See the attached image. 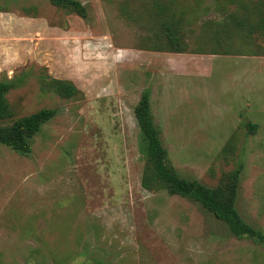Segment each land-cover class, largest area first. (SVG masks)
<instances>
[{"label":"rangeland","instance_id":"374dc122","mask_svg":"<svg viewBox=\"0 0 264 264\" xmlns=\"http://www.w3.org/2000/svg\"><path fill=\"white\" fill-rule=\"evenodd\" d=\"M80 1L87 18L48 0H0V80L28 72L6 95L15 117L56 109L28 155L0 144V264H264V244L141 185L133 112L149 88L183 177L214 186L241 164L236 207L264 230V55L190 52L202 48L203 23L214 29L221 18L214 0L183 26L182 53L141 48V0ZM42 73L71 81L77 95L42 91Z\"/></svg>","mask_w":264,"mask_h":264},{"label":"trees","instance_id":"16d2710c","mask_svg":"<svg viewBox=\"0 0 264 264\" xmlns=\"http://www.w3.org/2000/svg\"><path fill=\"white\" fill-rule=\"evenodd\" d=\"M141 0V14L133 15L143 20L146 35L141 39V48L156 51L182 53L186 51L182 41L183 26L191 24L198 13L201 0ZM53 6L82 18H87V6L80 0H48ZM214 8L221 18L214 21V29L204 22L199 39L202 42L193 53H242L264 55V0H214ZM227 3L234 5L228 10ZM28 12L27 8H23ZM126 10V8H124ZM128 13V11L126 10ZM187 13H190L188 16ZM195 13V14H194ZM195 16V17H194ZM28 72L11 79L0 80V144L22 155L32 150V139L42 126L56 114L54 108H41L15 117L7 93L21 86ZM42 91L62 98H73L78 90L71 81L40 76ZM140 131V150L144 157L141 185L148 189H165L171 195L188 198L203 207L222 222L229 233L238 238L247 237L255 243L264 244V230L248 223L236 207L238 188L243 166L224 172L214 186H206L195 178L178 174L168 160V153L160 139V129L154 123L150 104V90L144 88L133 108ZM254 132L256 123H248Z\"/></svg>","mask_w":264,"mask_h":264}]
</instances>
